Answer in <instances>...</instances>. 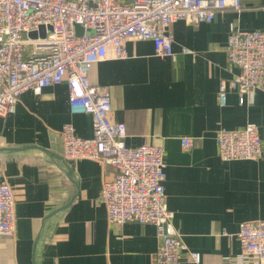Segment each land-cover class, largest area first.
I'll list each match as a JSON object with an SVG mask.
<instances>
[{
	"label": "crops",
	"instance_id": "1",
	"mask_svg": "<svg viewBox=\"0 0 264 264\" xmlns=\"http://www.w3.org/2000/svg\"><path fill=\"white\" fill-rule=\"evenodd\" d=\"M212 20H173L170 56L155 55L150 40H130L127 57L94 63L92 85L111 95L110 117L125 126L129 147L164 150V193L172 225L197 264H227L240 250L239 223L264 219V85L239 103L236 90L218 101V82L231 78L225 46L230 27L264 30V0H240ZM183 48L187 52H183ZM70 123L90 138L92 115L70 110L66 81L39 93L24 90L14 112L0 117V169L14 197L15 233L0 235V264H154L156 227L107 221L99 191L113 168L95 158L71 162L62 155L60 131ZM255 124L263 140L258 160L222 161L216 132ZM182 137L190 138L184 148Z\"/></svg>",
	"mask_w": 264,
	"mask_h": 264
},
{
	"label": "built area",
	"instance_id": "2",
	"mask_svg": "<svg viewBox=\"0 0 264 264\" xmlns=\"http://www.w3.org/2000/svg\"><path fill=\"white\" fill-rule=\"evenodd\" d=\"M228 5L234 9L242 6L240 0H0V117L14 112L24 90L39 93L45 86L66 81L70 110L92 115L93 134L79 137L70 123H64L62 155L71 162L79 157L95 158L113 168L99 191L107 221L154 225L159 241L154 264H180V252L186 250L166 204L164 150L149 143L125 145V126L110 117L108 89L92 85L87 75L94 63L107 57H127L130 40H150L156 56H170L173 20L207 22ZM41 26L45 27L44 37L39 34ZM77 26L82 27L81 34ZM32 32L37 36H30ZM227 38L228 66L237 71L231 78L219 80L220 105L225 104L231 89L243 103L245 94L264 85V30H240L231 25ZM215 139L222 161L263 157V140L253 123L242 129L218 130ZM180 141L184 148L191 145L188 137ZM15 220L12 188L0 169L1 236L16 232ZM237 239L240 250L223 258L227 264H264V219L241 221ZM199 259L198 251H187L189 262L197 264Z\"/></svg>",
	"mask_w": 264,
	"mask_h": 264
},
{
	"label": "water",
	"instance_id": "3",
	"mask_svg": "<svg viewBox=\"0 0 264 264\" xmlns=\"http://www.w3.org/2000/svg\"><path fill=\"white\" fill-rule=\"evenodd\" d=\"M48 30L51 31V28L49 27ZM76 31H77L78 34H81L82 33V27L81 26H77L76 27ZM39 32H40L39 33L40 37H44L45 36V27L41 26V29H40ZM29 35L32 36V37H36L37 36L36 32H32Z\"/></svg>",
	"mask_w": 264,
	"mask_h": 264
}]
</instances>
